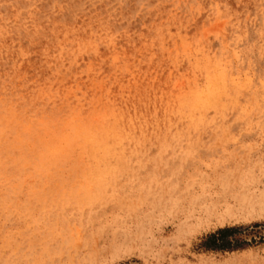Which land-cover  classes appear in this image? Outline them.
<instances>
[{"label": "rangeland", "instance_id": "obj_1", "mask_svg": "<svg viewBox=\"0 0 264 264\" xmlns=\"http://www.w3.org/2000/svg\"><path fill=\"white\" fill-rule=\"evenodd\" d=\"M0 264H264V0H0Z\"/></svg>", "mask_w": 264, "mask_h": 264}, {"label": "trees", "instance_id": "obj_2", "mask_svg": "<svg viewBox=\"0 0 264 264\" xmlns=\"http://www.w3.org/2000/svg\"><path fill=\"white\" fill-rule=\"evenodd\" d=\"M226 231H220L219 234H224Z\"/></svg>", "mask_w": 264, "mask_h": 264}, {"label": "bare ground", "instance_id": "obj_3", "mask_svg": "<svg viewBox=\"0 0 264 264\" xmlns=\"http://www.w3.org/2000/svg\"><path fill=\"white\" fill-rule=\"evenodd\" d=\"M91 133H92V131H91ZM96 134V133H95ZM111 135V134H110ZM96 136V135H95ZM91 137V136H90ZM5 154V153H4ZM14 154V153H13Z\"/></svg>", "mask_w": 264, "mask_h": 264}]
</instances>
